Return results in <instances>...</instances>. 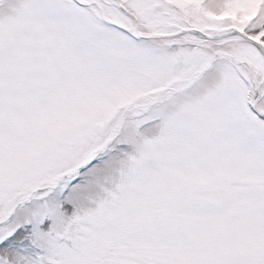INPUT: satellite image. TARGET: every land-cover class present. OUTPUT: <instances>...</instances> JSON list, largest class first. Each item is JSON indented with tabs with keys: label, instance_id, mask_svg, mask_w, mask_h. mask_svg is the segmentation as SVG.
I'll use <instances>...</instances> for the list:
<instances>
[{
	"label": "snow or ice",
	"instance_id": "1",
	"mask_svg": "<svg viewBox=\"0 0 264 264\" xmlns=\"http://www.w3.org/2000/svg\"><path fill=\"white\" fill-rule=\"evenodd\" d=\"M0 264H264V0H0Z\"/></svg>",
	"mask_w": 264,
	"mask_h": 264
}]
</instances>
